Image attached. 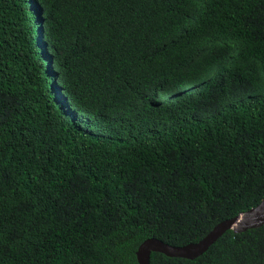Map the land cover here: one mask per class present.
Masks as SVG:
<instances>
[{
	"label": "trees",
	"instance_id": "obj_1",
	"mask_svg": "<svg viewBox=\"0 0 264 264\" xmlns=\"http://www.w3.org/2000/svg\"><path fill=\"white\" fill-rule=\"evenodd\" d=\"M263 198L264 0H0V264H138ZM150 261L264 264V225Z\"/></svg>",
	"mask_w": 264,
	"mask_h": 264
},
{
	"label": "water",
	"instance_id": "obj_2",
	"mask_svg": "<svg viewBox=\"0 0 264 264\" xmlns=\"http://www.w3.org/2000/svg\"><path fill=\"white\" fill-rule=\"evenodd\" d=\"M262 225H264V198L258 205L247 211L219 222L207 235L197 242L176 246L159 238H147L138 246L136 251L137 261L138 264H151L152 252H160L172 257L194 259L203 254L226 230L231 229L234 232H242L248 228H256Z\"/></svg>",
	"mask_w": 264,
	"mask_h": 264
},
{
	"label": "clouds",
	"instance_id": "obj_3",
	"mask_svg": "<svg viewBox=\"0 0 264 264\" xmlns=\"http://www.w3.org/2000/svg\"><path fill=\"white\" fill-rule=\"evenodd\" d=\"M40 24H38L37 28L34 26L35 33H38L40 36H43V27H42V21L40 19Z\"/></svg>",
	"mask_w": 264,
	"mask_h": 264
},
{
	"label": "rangeland",
	"instance_id": "obj_4",
	"mask_svg": "<svg viewBox=\"0 0 264 264\" xmlns=\"http://www.w3.org/2000/svg\"><path fill=\"white\" fill-rule=\"evenodd\" d=\"M32 7V6H31Z\"/></svg>",
	"mask_w": 264,
	"mask_h": 264
}]
</instances>
